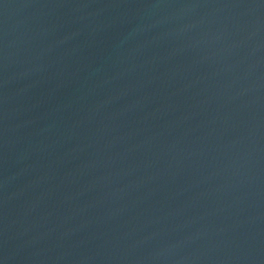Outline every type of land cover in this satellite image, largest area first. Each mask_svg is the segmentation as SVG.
Segmentation results:
<instances>
[{"label":"water","instance_id":"1","mask_svg":"<svg viewBox=\"0 0 264 264\" xmlns=\"http://www.w3.org/2000/svg\"><path fill=\"white\" fill-rule=\"evenodd\" d=\"M0 264H264V0H0Z\"/></svg>","mask_w":264,"mask_h":264}]
</instances>
